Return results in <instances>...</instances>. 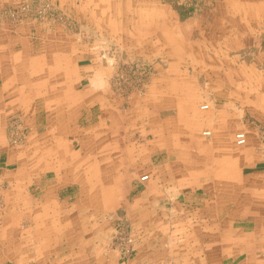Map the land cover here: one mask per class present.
Wrapping results in <instances>:
<instances>
[{
    "label": "crops",
    "instance_id": "crops-1",
    "mask_svg": "<svg viewBox=\"0 0 264 264\" xmlns=\"http://www.w3.org/2000/svg\"><path fill=\"white\" fill-rule=\"evenodd\" d=\"M146 12L0 31V264H264V0Z\"/></svg>",
    "mask_w": 264,
    "mask_h": 264
},
{
    "label": "rangeland",
    "instance_id": "rangeland-1",
    "mask_svg": "<svg viewBox=\"0 0 264 264\" xmlns=\"http://www.w3.org/2000/svg\"><path fill=\"white\" fill-rule=\"evenodd\" d=\"M207 1L209 0H0V31L11 30L18 26L32 24L33 26H43L53 30L60 29L65 33H72L76 37L79 36L78 38L83 42H87L88 39L92 40V38L89 37L94 33L95 36L99 35L94 39L96 40L95 44L98 46L97 48L100 52L99 57L102 58L105 56V53H110V46L107 42H104L103 37L98 34L103 33L104 15L118 12H122L124 15H131L139 11H144L146 14V11H154L160 12L161 16H167L169 14V18L171 19L177 12L179 15L181 14L179 22H184L183 18L201 13L205 9ZM168 22H170V20H168ZM118 23H120V21L116 20L113 26ZM122 58L123 60L127 59L124 56H122ZM142 59L143 58L140 60L132 59L135 62V66L129 69V72L133 73L132 75L130 74L131 77L143 80L149 77L150 73L153 71L150 65L142 63V61H145ZM147 59L151 60V56L147 57ZM157 59L159 62H162L166 59V54L159 53ZM127 61H130V59H127ZM118 71L121 73L125 71V69L124 67H119ZM200 102L199 108L203 105L208 107L206 101L202 102L200 100ZM17 121L19 120L17 119ZM13 130L18 131L19 128L15 126ZM17 136L18 135L15 133L12 141L19 143L21 140L22 142L23 136H20V138H17ZM262 143H264V140H262ZM244 144H237L235 141V145L240 147H243ZM262 152H264V148H262ZM142 174L148 175L149 173L145 170ZM114 217L115 223H113L112 234L114 228L120 223L125 225L128 233L134 238L133 229L129 225V221L123 215L117 214ZM210 232L211 231H209V233ZM208 241H210V239ZM257 253H259V251H257ZM192 264L200 263L193 262ZM250 264L259 263L257 261Z\"/></svg>",
    "mask_w": 264,
    "mask_h": 264
},
{
    "label": "built area",
    "instance_id": "built-area-1",
    "mask_svg": "<svg viewBox=\"0 0 264 264\" xmlns=\"http://www.w3.org/2000/svg\"><path fill=\"white\" fill-rule=\"evenodd\" d=\"M207 107L206 105L201 106V108ZM204 134H208L207 131L203 132ZM246 140L244 132H237L235 134V141L237 144H244ZM147 176L143 175L141 179H146ZM110 246L119 254L121 258L128 257L133 252L134 247V238L128 233L125 225L117 224L116 228H114V232L111 236Z\"/></svg>",
    "mask_w": 264,
    "mask_h": 264
}]
</instances>
